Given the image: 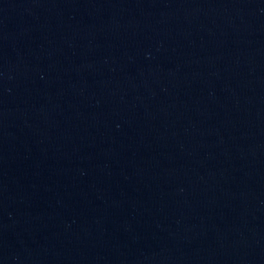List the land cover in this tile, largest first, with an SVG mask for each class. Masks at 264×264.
I'll return each mask as SVG.
<instances>
[{"label": "water", "instance_id": "95a60500", "mask_svg": "<svg viewBox=\"0 0 264 264\" xmlns=\"http://www.w3.org/2000/svg\"><path fill=\"white\" fill-rule=\"evenodd\" d=\"M0 264H264V0H0Z\"/></svg>", "mask_w": 264, "mask_h": 264}]
</instances>
